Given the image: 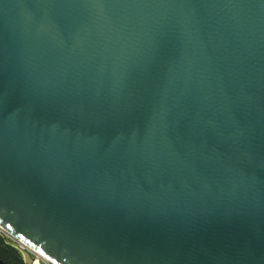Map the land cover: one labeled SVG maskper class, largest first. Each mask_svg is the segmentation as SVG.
Segmentation results:
<instances>
[{
  "label": "water",
  "instance_id": "water-1",
  "mask_svg": "<svg viewBox=\"0 0 264 264\" xmlns=\"http://www.w3.org/2000/svg\"><path fill=\"white\" fill-rule=\"evenodd\" d=\"M0 231L53 264H264V0H0Z\"/></svg>",
  "mask_w": 264,
  "mask_h": 264
},
{
  "label": "trees",
  "instance_id": "trees-1",
  "mask_svg": "<svg viewBox=\"0 0 264 264\" xmlns=\"http://www.w3.org/2000/svg\"><path fill=\"white\" fill-rule=\"evenodd\" d=\"M8 241L9 238L0 232V260L6 264H26L19 250Z\"/></svg>",
  "mask_w": 264,
  "mask_h": 264
},
{
  "label": "built area",
  "instance_id": "built-area-1",
  "mask_svg": "<svg viewBox=\"0 0 264 264\" xmlns=\"http://www.w3.org/2000/svg\"><path fill=\"white\" fill-rule=\"evenodd\" d=\"M8 237V236H7ZM14 241V240H13ZM17 244V247L21 250H27L31 253L32 257H30V261L28 260L29 264H53L48 260L43 259L42 257H40L39 255H37L36 253H34L33 251H31L30 249L24 247L23 245L19 244L18 242L14 241ZM0 264H6L5 262L0 260Z\"/></svg>",
  "mask_w": 264,
  "mask_h": 264
},
{
  "label": "rangeland",
  "instance_id": "rangeland-1",
  "mask_svg": "<svg viewBox=\"0 0 264 264\" xmlns=\"http://www.w3.org/2000/svg\"><path fill=\"white\" fill-rule=\"evenodd\" d=\"M1 232V231H0ZM9 238V237H8ZM10 241H8L10 244H12L15 248H17L19 250V252L21 253L22 259L26 264L28 263V260L30 259V257H32L31 253L27 250H21L17 247V244L11 239L9 238ZM30 261V260H29Z\"/></svg>",
  "mask_w": 264,
  "mask_h": 264
}]
</instances>
